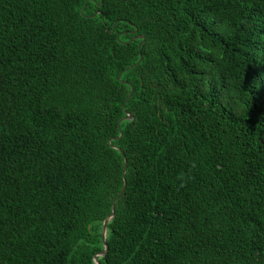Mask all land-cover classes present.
<instances>
[{
  "label": "trees",
  "instance_id": "1",
  "mask_svg": "<svg viewBox=\"0 0 264 264\" xmlns=\"http://www.w3.org/2000/svg\"><path fill=\"white\" fill-rule=\"evenodd\" d=\"M125 184L100 264H264V0H0V264H95Z\"/></svg>",
  "mask_w": 264,
  "mask_h": 264
},
{
  "label": "water",
  "instance_id": "2",
  "mask_svg": "<svg viewBox=\"0 0 264 264\" xmlns=\"http://www.w3.org/2000/svg\"><path fill=\"white\" fill-rule=\"evenodd\" d=\"M138 30L136 29V32ZM138 39H142L143 41L145 40V37L144 36H138L137 37ZM142 46V43L140 44V47ZM139 64V62H138ZM133 94V90L131 92V95ZM131 95L129 97H131ZM127 113V112H126ZM126 120L129 119L131 120L133 118V116L130 114V113H127L126 114ZM122 137V133H121V136ZM117 148V147H116ZM119 149V148H117ZM126 170H127V161H125V170H124V179H125V173H126ZM126 189V184L125 186L123 187L122 191L120 192V194L116 197V199L114 200L113 204H112V213L110 216H108L106 218V220L104 221L103 223V230H102V242H103V245H104V250L101 252V253H98L94 256V262L95 264H100V261H99V257H104L106 256L108 250H109V247H108V244H107V227H108V224L109 222L114 218L115 216V212H116V203H117V200L120 198V196L124 193Z\"/></svg>",
  "mask_w": 264,
  "mask_h": 264
}]
</instances>
